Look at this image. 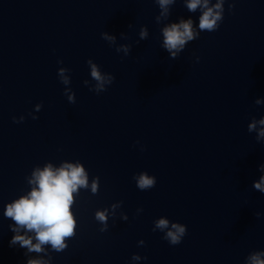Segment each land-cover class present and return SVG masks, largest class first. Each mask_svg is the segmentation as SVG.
<instances>
[{
    "label": "clouds",
    "instance_id": "obj_1",
    "mask_svg": "<svg viewBox=\"0 0 264 264\" xmlns=\"http://www.w3.org/2000/svg\"><path fill=\"white\" fill-rule=\"evenodd\" d=\"M159 7V14L155 17L159 24L167 21L170 16V8L176 3V0H155ZM183 3L190 13H196L200 10L198 26L194 27V21L180 18L179 22L165 24L161 28L162 44L161 47L169 53V57L175 59L185 49L186 45L199 38L201 32H215L224 19L225 0H183ZM234 4H229V10ZM121 38L126 39L124 33ZM149 36L147 27H141L139 30V39L145 40ZM102 39L110 45L115 46L117 53L122 52L125 56L129 55L131 45H117V37L110 35L108 32L101 33ZM139 42V41H138ZM199 58L197 57V60ZM62 64V60H58ZM90 69V76L94 84L85 80L84 84L90 87V91L99 94L107 90L115 77L111 73L102 72L100 67L91 59L87 61ZM70 70L64 67L58 69V78L60 82L67 86L70 85L71 79L67 74ZM64 94L67 96L69 103L76 102L75 93L69 87H65ZM256 105L264 104V99H256ZM42 105H35V111L39 112ZM31 115V114H30ZM33 119H37L32 115ZM24 117L19 120L13 117L14 122H22ZM249 133H255L257 142L264 143V117L256 119L252 117L247 126ZM139 143V142H137ZM143 151V148H141ZM259 171L264 173V164L259 166ZM27 182L32 185L31 190L26 195H21L18 199L6 205L4 216L14 221V226L10 225V230L15 233L10 240V246L19 245L20 248L26 249L28 253L43 254L44 258H29L26 264H51V251L63 252L67 247V240L76 235L77 220L74 217L72 207L75 203L74 194L77 196L81 189L89 190L92 194L99 191V177L92 179L89 185V174L85 167L79 161L76 163L64 162L58 168H54L51 163L45 164L43 168L39 166L32 170L31 177H27ZM138 189L144 191L151 189L156 184L155 176L147 172H140L133 176ZM253 188L260 193H264V175L259 180L253 182ZM122 202L112 204L110 208L97 210L95 220L101 225L100 232L108 230L109 217H115V210L121 207ZM138 212L142 209H138ZM259 217L260 213H256ZM121 219L127 220L126 214L121 213ZM25 234H21V231ZM159 230L164 233L163 238L171 245H178L182 242L187 233V227L178 222H172L168 218L161 217L154 221L153 231ZM32 233L34 235H28ZM35 239L36 243H33ZM140 245L144 241H139ZM133 261L141 260V256L133 254ZM245 264H264V250L253 251L245 258Z\"/></svg>",
    "mask_w": 264,
    "mask_h": 264
}]
</instances>
